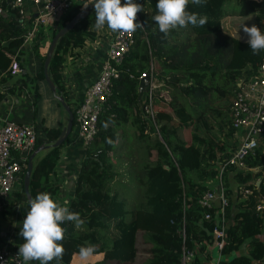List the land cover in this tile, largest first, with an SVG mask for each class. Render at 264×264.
Masks as SVG:
<instances>
[{
  "label": "trees",
  "instance_id": "obj_1",
  "mask_svg": "<svg viewBox=\"0 0 264 264\" xmlns=\"http://www.w3.org/2000/svg\"><path fill=\"white\" fill-rule=\"evenodd\" d=\"M230 1L190 3L189 11L206 17L207 23L174 29L165 38L152 20L157 14L158 0H136L144 6V12L138 13L144 27L134 32L133 43L118 65V76L113 79L99 114L93 139L85 146L74 195L67 204L71 211L80 214L84 224L80 228L73 223L64 225L68 232L63 241L66 252L62 264H72V257L79 254L80 246L89 243L96 246L95 254H101L100 260L132 262L138 251L139 232L147 234L150 244L145 264H182L183 248L195 250L198 244L202 248L212 241V226L204 215L206 212L214 215L217 206L205 208L199 204V199L218 182L220 164H225L221 178L228 189V205L225 209L226 241L218 263L264 264V240L259 238L264 230V208H256L264 193V142L254 154L242 157L244 167L229 162L238 145L232 125L231 99L237 82L247 81L258 72L264 52L254 55L247 42L223 30L222 19L228 13L224 5ZM234 2L239 14H254L255 25L262 30L264 2ZM1 7L7 15L0 14V78L7 81L11 75L10 63L14 58L19 61L23 29L11 0H1ZM81 7L69 14L65 22ZM94 11L79 23L90 19ZM77 26L58 42L49 65L57 94H63L68 103L60 70V51L75 34ZM42 36L41 33L32 44L41 61L40 69L33 75H25V71L23 80L11 85L12 91L17 87L21 92L24 85L31 83L28 94L34 105L38 87L31 81L45 79V54L39 51ZM143 72L151 75L153 88L151 99L147 88L138 101L139 76ZM171 100L181 103L178 109L171 110L174 114L163 110L170 106ZM75 106L71 107L74 115ZM60 130V127H46L45 139L38 138L37 132L36 147L52 143ZM131 132L134 139H130ZM69 136L61 145L46 148L34 157L29 183L32 198L40 192H48L53 198L58 195L59 185L53 175ZM125 145L126 155L132 157L128 164L125 162L127 170L144 191L143 200L129 210L128 217L124 198L111 188L119 174L113 156L118 146L121 149ZM230 174L236 185L233 199L229 197L233 192L228 188L229 185L233 188ZM257 177L259 183L255 182ZM245 188L250 192L244 193ZM21 227L15 228L14 236L19 245L23 242L19 235Z\"/></svg>",
  "mask_w": 264,
  "mask_h": 264
},
{
  "label": "built area",
  "instance_id": "obj_2",
  "mask_svg": "<svg viewBox=\"0 0 264 264\" xmlns=\"http://www.w3.org/2000/svg\"><path fill=\"white\" fill-rule=\"evenodd\" d=\"M256 1L264 2V0ZM11 3L17 8L22 22L20 50L32 45L41 33L43 36L39 38L40 46L47 47L54 35L53 31L58 30L65 23L66 17L81 5L80 0H11ZM133 40L134 33L112 32L110 46L101 62L99 74L75 106V125L78 126L84 146L93 139L98 117L109 96L112 81L118 76V65ZM9 69L11 73L22 71L16 58L10 63ZM147 74L149 73L143 72L139 78ZM152 88L151 81L148 86L149 99ZM231 117L232 125L236 129L235 137L238 145L229 162L241 168L244 167L242 157L247 153L254 154L264 142V54L258 72L247 81L237 82L231 99ZM36 139L37 131L33 122L7 120L0 126V215L20 214L21 203L26 209L23 210V215H27L23 178L27 159L36 147ZM224 166L225 164H220L216 187L207 189L199 199V204L205 208L217 206L214 215L210 212L204 215L205 220L211 223L213 245L217 251V258L213 264H219L221 249L226 241L225 209L228 205V189L223 185L221 178ZM60 169L61 167L59 171ZM259 181L260 178H255V182L259 183ZM249 192V188L244 189V193ZM256 208H264V193L261 194ZM182 235L185 236L184 231ZM18 249L19 245L14 241L1 242L0 264H23L22 258L17 256ZM194 259L195 251L183 248L182 264H188Z\"/></svg>",
  "mask_w": 264,
  "mask_h": 264
},
{
  "label": "crops",
  "instance_id": "obj_3",
  "mask_svg": "<svg viewBox=\"0 0 264 264\" xmlns=\"http://www.w3.org/2000/svg\"><path fill=\"white\" fill-rule=\"evenodd\" d=\"M80 1L82 7L87 2V0ZM0 14L2 16L7 15L6 10L1 7V0ZM77 24L78 26L75 34L73 33L71 35L69 41L66 43V47L60 51V56L62 58L60 62L62 81L67 90L71 107L77 105L78 101L83 97L87 87L98 76L101 62L106 57L112 36V32L107 29V26L101 30H97L94 27L95 11L90 19L85 20L84 22H78ZM44 46L42 48L41 46L39 47L41 55L45 54L47 47ZM18 55V63L22 71L11 73L9 70L11 75L7 81H3L0 78V126L7 120L24 123H35L37 121L38 138L45 139V128H62L67 122V113L62 105L60 106L56 101L57 99L50 90L45 79L37 80L36 78L31 82H33L35 87H38V94H43L45 102H49L50 106H52L54 115H57L58 117L56 119L54 118V120L48 118V113L45 109L37 107V105L30 102L28 86L31 83L26 84V86L24 85L21 92L18 91L17 87L15 91L11 90V85H16L19 81L23 80V74L25 71L27 73L25 75H33L41 67L40 58L35 54L32 45L23 47ZM47 90L48 93H46ZM37 97L38 95L36 96V99ZM44 150L45 149H43V151ZM84 155L85 146L82 144L79 136L78 126L74 125L69 138L62 146L59 166L56 173L53 175V179L56 180L59 185L58 195L54 199L61 204L65 201L68 204L74 195L75 179ZM59 167H61L60 171ZM23 210L26 209L24 204L21 203L20 214L0 215V231L6 232L4 236L0 234V243L3 241H14L15 228L21 226L26 217L23 215ZM194 251L198 261L195 262L196 260L194 259L188 264H213L217 258L213 240L208 241L202 248L200 247V244H198ZM77 256H79V254H74L72 261L75 257L78 258ZM30 264H34V261L30 262Z\"/></svg>",
  "mask_w": 264,
  "mask_h": 264
},
{
  "label": "clouds",
  "instance_id": "obj_4",
  "mask_svg": "<svg viewBox=\"0 0 264 264\" xmlns=\"http://www.w3.org/2000/svg\"><path fill=\"white\" fill-rule=\"evenodd\" d=\"M190 3L203 4L206 0H158L157 14L152 16V20L165 38L174 29L189 25L204 26L207 23L206 17L189 11ZM89 4H94V27L97 30L107 26L113 33L125 34L144 27L138 20V13L144 12V6L136 0H87L84 7L87 8ZM241 28L247 36L246 42L252 53L258 55L264 52V30L255 24L248 26L245 23ZM68 223L80 228L84 220L78 212L69 209L66 201L61 204L48 192H40L30 198L27 215L19 233L23 242L19 245L17 256L22 258L23 264L33 261L37 264H62L66 252L63 241L67 239L68 232L64 225ZM95 253L96 246L91 243L79 248V256L83 261H88Z\"/></svg>",
  "mask_w": 264,
  "mask_h": 264
},
{
  "label": "rangeland",
  "instance_id": "obj_5",
  "mask_svg": "<svg viewBox=\"0 0 264 264\" xmlns=\"http://www.w3.org/2000/svg\"><path fill=\"white\" fill-rule=\"evenodd\" d=\"M224 6H225V9L228 11V13L222 19L223 30L227 34H229L230 36L236 37V38L242 40L243 42H246L247 36L244 34L243 29L241 27H242L243 23L247 24L248 26H252L253 24H255V22H256L255 15L254 14H247V15L239 14V12H238L239 7H236V5L234 4V0L230 1L229 3H226ZM47 48H48V46H47ZM47 48H46V50H47ZM45 53H46V51H45ZM46 93H48V90ZM35 105H37V107L45 109L46 112L48 113V118H52L51 120H54V118L55 119L58 118L57 115H54V110H53L52 106H50L49 102H45V98H44L43 94H41V93L38 94ZM180 105H181V103L179 101L171 100L170 106L168 108H165V109L163 108V110L167 111L168 113H169V111L171 113H173V111H171V110L173 108L178 109L180 107ZM59 108L62 109L61 107H59ZM149 111L151 112V110H149ZM35 124H36L37 129H38V122L36 121ZM147 131L151 132L149 130V128H147ZM37 132H38V130H37ZM132 133L133 132L129 133L130 139H132V138L134 139V137L131 136ZM127 138H125V139H127ZM121 139L122 138H120L119 140L121 141ZM126 146L127 145H125V147L124 148L122 147L121 149H120V146H118L117 152H115V155L113 156V161H115V165H117V169L119 171V174L117 175V177L115 176L114 181L111 183V188H112V190H116L119 193L120 198H124V200L126 202V209L128 210L126 217H128L129 216V210L137 207L139 205L140 201L143 200L144 191H143V186L135 179V177H132L127 170L126 163L128 164L130 162L129 158H132V157H128L126 155V152H125L127 149ZM120 151H121V154H120ZM39 153H41V151ZM140 153H143V151H141ZM36 155H38V153ZM133 158L135 159L136 156H134ZM232 176H233V174H230V184L231 183L233 184V188L230 185L228 188L230 190V193L232 190L234 192V193L232 192V194H230V196H229L233 199L236 196V185H235V181L232 179ZM213 186L216 187V185H213ZM233 201H235V200H233ZM263 229H264V227H263ZM146 235L147 234L145 232H139L138 233V237H137L138 251H137V255H136L135 260L132 262L120 263V262H116L113 260H107V261L106 260H100L102 258L101 254H95L88 261H83L80 258V256H77L78 258L75 257V259L72 261V264H145V262L147 261V259L149 257V251L147 249L150 246V244L147 242ZM259 238L264 240V230H263L262 234L259 236ZM195 249H196V247H195ZM241 251H243V249ZM215 252L217 254L216 249H215ZM197 261H198V258L196 259L195 262H197Z\"/></svg>",
  "mask_w": 264,
  "mask_h": 264
},
{
  "label": "water",
  "instance_id": "obj_6",
  "mask_svg": "<svg viewBox=\"0 0 264 264\" xmlns=\"http://www.w3.org/2000/svg\"><path fill=\"white\" fill-rule=\"evenodd\" d=\"M94 9V4H89L87 8L84 6L79 9L67 22H65L53 35L48 48L45 53V58L43 61V72L45 81L47 82L50 90L53 92L55 98L59 101V103L62 105V107L65 109L67 113V122L66 124L61 128L59 135L52 143H41L38 145L29 155L27 159L26 164V171L23 178V187H24V193L25 198L27 200V203L29 205V200L32 198V195L29 191V183H30V175L33 168V159L35 155L46 148L49 147H56L61 145L64 140L70 135L72 128H73V121H74V113L73 109L71 108L70 104L65 100V97L63 94H57V87L51 77L50 74V61L53 57L54 50L58 44V42L72 29L75 27V25L81 20L84 19L92 10ZM151 83V76L150 74H147L139 79V85H138V101L141 100L144 92L148 88V86ZM167 167V166H166ZM1 235H5V231H0ZM34 264H37V262L34 261Z\"/></svg>",
  "mask_w": 264,
  "mask_h": 264
}]
</instances>
